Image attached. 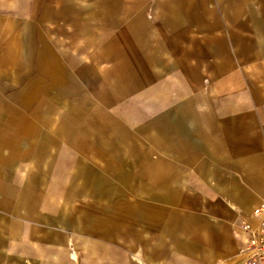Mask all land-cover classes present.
<instances>
[{
    "label": "crops",
    "instance_id": "0c3cea01",
    "mask_svg": "<svg viewBox=\"0 0 264 264\" xmlns=\"http://www.w3.org/2000/svg\"><path fill=\"white\" fill-rule=\"evenodd\" d=\"M261 201L264 0H0V264H233Z\"/></svg>",
    "mask_w": 264,
    "mask_h": 264
},
{
    "label": "built area",
    "instance_id": "2783aa9c",
    "mask_svg": "<svg viewBox=\"0 0 264 264\" xmlns=\"http://www.w3.org/2000/svg\"><path fill=\"white\" fill-rule=\"evenodd\" d=\"M256 224L250 225L242 220L241 228L248 235L237 248L233 264H264V201H261L251 211Z\"/></svg>",
    "mask_w": 264,
    "mask_h": 264
},
{
    "label": "rangeland",
    "instance_id": "374dc122",
    "mask_svg": "<svg viewBox=\"0 0 264 264\" xmlns=\"http://www.w3.org/2000/svg\"><path fill=\"white\" fill-rule=\"evenodd\" d=\"M77 97H78V99H79V98H81V96H80L79 94H78V96H77ZM81 99H82V98H81Z\"/></svg>",
    "mask_w": 264,
    "mask_h": 264
}]
</instances>
